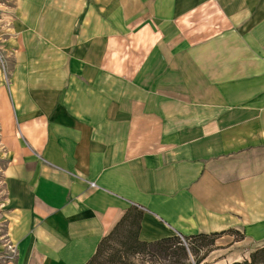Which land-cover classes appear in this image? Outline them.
I'll return each mask as SVG.
<instances>
[{
    "label": "crops",
    "instance_id": "obj_1",
    "mask_svg": "<svg viewBox=\"0 0 264 264\" xmlns=\"http://www.w3.org/2000/svg\"><path fill=\"white\" fill-rule=\"evenodd\" d=\"M132 207L264 246V0H0V264H87Z\"/></svg>",
    "mask_w": 264,
    "mask_h": 264
},
{
    "label": "trees",
    "instance_id": "obj_2",
    "mask_svg": "<svg viewBox=\"0 0 264 264\" xmlns=\"http://www.w3.org/2000/svg\"><path fill=\"white\" fill-rule=\"evenodd\" d=\"M143 212L132 207L117 224L114 230L105 237L98 246L95 255L87 264H134L131 256L136 255H163L170 260V264H192L189 256H193V249L187 248L182 241V235L166 237L154 242H144L139 239ZM220 236V234H213ZM202 236V235H198ZM185 239V236H183ZM196 237V236H190ZM185 260L187 263H184ZM195 264H199L197 261ZM232 264H264V248L254 252L250 260L234 262Z\"/></svg>",
    "mask_w": 264,
    "mask_h": 264
},
{
    "label": "rangeland",
    "instance_id": "obj_3",
    "mask_svg": "<svg viewBox=\"0 0 264 264\" xmlns=\"http://www.w3.org/2000/svg\"><path fill=\"white\" fill-rule=\"evenodd\" d=\"M182 243L187 247L193 249V256H189V261L195 264L199 261V264H232L234 262H244L250 260L251 255L264 248L259 247L252 251L244 246L234 247V242L240 240V236L232 234L226 237L224 240L219 236L214 235H202L196 237H184L180 239ZM223 240V241H222ZM173 260L168 258L165 260L163 255H153L151 253L146 255L131 256L129 261L134 264H170L169 261ZM184 263H187L183 260Z\"/></svg>",
    "mask_w": 264,
    "mask_h": 264
}]
</instances>
